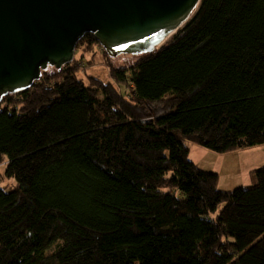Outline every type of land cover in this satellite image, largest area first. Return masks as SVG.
Here are the masks:
<instances>
[{
  "label": "trees",
  "instance_id": "1",
  "mask_svg": "<svg viewBox=\"0 0 264 264\" xmlns=\"http://www.w3.org/2000/svg\"><path fill=\"white\" fill-rule=\"evenodd\" d=\"M77 66L2 97L0 264H264V166L220 191L185 146L264 144V0H201L113 83Z\"/></svg>",
  "mask_w": 264,
  "mask_h": 264
},
{
  "label": "water",
  "instance_id": "2",
  "mask_svg": "<svg viewBox=\"0 0 264 264\" xmlns=\"http://www.w3.org/2000/svg\"><path fill=\"white\" fill-rule=\"evenodd\" d=\"M200 1L0 0V103L31 88L47 68L72 63L86 33L110 58L154 52Z\"/></svg>",
  "mask_w": 264,
  "mask_h": 264
},
{
  "label": "rangeland",
  "instance_id": "3",
  "mask_svg": "<svg viewBox=\"0 0 264 264\" xmlns=\"http://www.w3.org/2000/svg\"><path fill=\"white\" fill-rule=\"evenodd\" d=\"M83 50L76 51L74 59L78 64L76 78L82 80L85 84L90 79L102 83H113L108 74L106 61L115 68H121L133 65L140 57L139 55H120L107 59L98 47H94L91 51ZM46 70L48 74H51L55 69L49 67ZM117 90L122 95L126 94L123 88H117ZM185 146L189 149V161L198 169L218 175L217 189L220 191H232L238 187L244 189L254 187L256 181L251 172L264 166V144L221 154L214 153L191 142H186ZM4 169L5 166L2 165L0 167V185L5 191H8L14 187L15 183L13 180H6L3 177Z\"/></svg>",
  "mask_w": 264,
  "mask_h": 264
}]
</instances>
